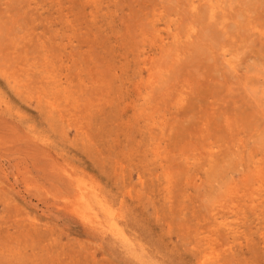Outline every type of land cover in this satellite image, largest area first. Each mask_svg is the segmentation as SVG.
<instances>
[{
  "label": "rangeland",
  "instance_id": "obj_1",
  "mask_svg": "<svg viewBox=\"0 0 264 264\" xmlns=\"http://www.w3.org/2000/svg\"><path fill=\"white\" fill-rule=\"evenodd\" d=\"M263 121L264 0H0V264H264Z\"/></svg>",
  "mask_w": 264,
  "mask_h": 264
},
{
  "label": "bare ground",
  "instance_id": "obj_2",
  "mask_svg": "<svg viewBox=\"0 0 264 264\" xmlns=\"http://www.w3.org/2000/svg\"><path fill=\"white\" fill-rule=\"evenodd\" d=\"M235 108V107H234ZM264 122V121H263Z\"/></svg>",
  "mask_w": 264,
  "mask_h": 264
}]
</instances>
